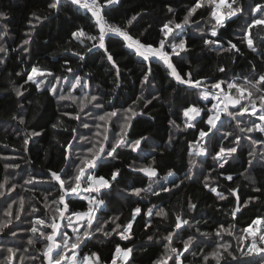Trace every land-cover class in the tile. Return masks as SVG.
Instances as JSON below:
<instances>
[{
    "label": "snow or ice",
    "instance_id": "6c2138e0",
    "mask_svg": "<svg viewBox=\"0 0 264 264\" xmlns=\"http://www.w3.org/2000/svg\"><path fill=\"white\" fill-rule=\"evenodd\" d=\"M119 4L120 0H68L67 4L75 13H79L81 10L90 13L88 18L92 21L91 26L96 30L93 34L86 32L82 26H74V30L70 31L69 42L75 40L83 47V53L75 52L74 55L78 57L79 61H84L87 54L94 50L98 52L103 50L104 60L114 70L111 91L100 94L90 91L87 83L90 74L85 73L82 76L79 69L74 70L70 66L65 68V72L71 76H57L51 70L39 66H30V69L24 70L26 76L24 85L30 82L40 92H48L58 103L71 101L76 105L79 102L78 111L61 113V116H69L78 124L77 127L70 130V141L61 145L64 149L65 166L68 171H65L64 168L59 171L49 169L47 180L38 179L35 175H29L25 179L21 175L23 185L35 186L38 183L54 182L52 188L49 189V194L43 197L47 201L51 196V204L55 205L50 217L45 213L35 215L40 212L35 204H31L30 210H26L23 196L18 192L15 197L12 196L16 185H9L7 176H5L4 182L0 183V189H4L8 185L7 191L0 190V199H2L6 217L3 222H0V264H23L25 256L20 255V253H28L29 249L17 241L23 239L22 234L29 232L33 236H37L43 244L42 249H36L39 252L38 256L30 255L34 264L36 261L39 264H135L134 248L127 244L122 246L120 242H115L112 253L107 259L103 258L99 252L86 251V249L96 233H102L104 237L116 235L120 241H131L133 225L137 222L138 216L141 219H144L145 216L148 218L155 216L165 220L168 217V212L165 211L164 207H158V210L154 212L152 207L142 210L137 204L132 209L126 224L116 223L119 217H115L112 221L114 227L110 230H106L105 227L108 221L93 226L97 219L96 212L105 205L103 196L111 195L115 186L122 180L121 167L117 166L116 162L120 160L125 150L140 153L136 157L137 160L144 159V149L150 144V138L147 136L142 134L138 138L130 136V133L134 131L133 121L138 116L146 115L143 111H137L136 106L143 101V107L147 108L153 100L159 99L155 95H152L150 99H145L143 96L144 87H150V78H154L150 61L162 63L167 76L177 84L197 90L199 97L197 100H186L177 109L182 114L183 128L181 129V126L175 121H170V123L177 130L186 132L189 129H194L198 135L194 137L192 143L186 144V148H191V151L187 152V155L191 157L188 161L191 167L187 169V172L183 176H177L169 171L164 177L165 181L171 178V186L160 184L159 192L153 190L152 178L158 176L156 160L153 158L150 163L144 166L127 165L130 171L143 173L148 177L149 184L147 188L129 186L121 191V196H124L125 192H130L131 195L140 197L142 200V193H151L155 196H159L160 193L174 194L176 190L181 189L186 181H194L193 169L197 166V157L207 158L210 156L213 160V171L223 170L218 174L226 181H233V176L228 174L227 169L232 167L238 159V152L243 151L244 144L242 141L250 144L247 161L249 168L254 167V163L264 161V151H260L257 155L258 149H264V71L256 73L255 65H250L252 72L255 73L254 84L245 76L224 80L217 78L216 81L205 86L207 78L193 77L191 69L184 71L177 66L178 61L187 58L186 55L181 56V53L188 51L185 28L193 24L198 26L205 47L211 46L212 50L218 53L226 52L241 55V49L237 43L228 40L225 42L228 46L224 47V43L218 37L220 35L219 30L226 28L229 22L243 20V26L234 35L238 37L239 43L245 44L253 53L264 57V41L257 43L259 32L264 31V0H253L247 8L239 0H190L182 20L177 22L174 19H169L163 23L159 38L154 41H147L146 39L142 41L139 36L128 31V28L142 15L140 12L132 15L123 25L112 23L107 19L111 9ZM64 7V0H49L47 5L52 14H59ZM167 10L169 13L175 11L170 5ZM199 11L207 12L208 19L205 24L208 28L207 32L203 28H199V20L192 19ZM47 19V16L41 17L33 14V17L28 21V30L24 34L25 38L20 45V51H29V48L25 46L31 45L38 23ZM0 21L5 22L0 27V40H2L7 35L8 16L6 12H0ZM140 35L143 36V32ZM111 36L120 38L122 46L139 57V62L143 65L140 81L141 95L137 97L134 105L123 109H118L112 102L119 98L116 93L122 88V84L120 82V66L106 45V38ZM7 51L6 47L0 45V53ZM174 57L178 59L174 60ZM232 63H235V59L232 60ZM218 71L225 73L226 69L219 67ZM65 84L70 89L66 95L63 94L62 86L57 87ZM24 85L16 89L17 97L24 95V92L27 91ZM248 85L256 89L255 98H253V91ZM78 88L80 94L73 95V92ZM233 91L238 95H233ZM173 95L178 96L175 89H173ZM257 100H259V107H257ZM222 117L234 122L237 131H226L220 141L228 140L227 146L218 142L212 152H209V146L215 140L216 133L220 131V128L225 127ZM13 118L17 119V117ZM18 119L19 124L25 123L23 116ZM245 119L249 121L248 125L241 126ZM58 126L63 127L62 120H58L56 124L52 125L53 128ZM78 128L89 130L92 132V137L78 132ZM65 130L67 131V129ZM40 135L42 133L37 131L30 134L26 133L23 139L25 150H27V145L32 137ZM171 143L170 137L169 144ZM76 147L82 148L83 154L75 152ZM74 156L75 158H73ZM105 166H111L109 172L107 175H100L99 170ZM4 168L5 170L20 169V164L16 162L5 163ZM201 175L205 177L202 181L203 187L215 193L219 200L223 201L227 200L229 196L233 197V208L228 213L232 221H236L237 214H242L249 204L264 196V191L261 188H254V192L260 193L259 196H249L246 200H241L238 188L218 191L216 186L207 182L206 174L201 173ZM252 182L255 183L254 180ZM52 189H54V194ZM225 192L228 195H225ZM73 196L87 201L86 210L77 211L70 207L73 203L71 199ZM14 205H16V211H13ZM44 207L47 209L51 205L45 204ZM196 208L197 204L189 199L187 202L189 212ZM225 224H229V227H225ZM192 226L188 215L178 212L174 216L172 224L165 228L167 235L162 236L156 242L162 250L152 259L151 264H184L188 256L196 257L197 255L200 264H264V213L251 218L241 229V235L237 237L240 243L235 248L225 240V236L234 235L231 231L230 222L225 221L218 224L215 230L216 240L209 244L211 251L207 253L201 247L204 241L197 243L196 235H187L184 238ZM144 227L146 229L151 227V219L146 221ZM196 231L199 233V229ZM199 235L207 237L208 234L199 233ZM148 240L152 241L153 237L149 236ZM175 240H182L179 247L175 246ZM35 242L32 237L26 240V244L29 246H34ZM9 244L12 246L9 247ZM257 257H259L258 260Z\"/></svg>",
    "mask_w": 264,
    "mask_h": 264
},
{
    "label": "trees",
    "instance_id": "16d2710c",
    "mask_svg": "<svg viewBox=\"0 0 264 264\" xmlns=\"http://www.w3.org/2000/svg\"><path fill=\"white\" fill-rule=\"evenodd\" d=\"M245 8L253 0H239ZM49 0H0V12H6L7 35L0 40V45L6 47V53H0V183L4 182L5 176L8 178L9 185L15 184V192L20 193L25 200V209L30 210V205L35 204L40 212L35 215L45 213L47 216L52 215L55 205L51 204L52 197L45 201L43 197L49 194V189L52 188L51 183H38L35 186L23 185L21 175L26 179L29 175H35L39 178L47 180V172L49 169L59 171L65 166L64 149L61 145H65L70 141V130L77 127L78 122L71 119L69 116H61L63 112L78 111V103L74 105L71 101L57 102L51 97L48 92H40L30 82L24 85L26 76L25 69H30V66H39L51 70L57 76L71 74L65 72L66 67H72L74 70L79 69L80 74H90L87 79L89 90L97 94L107 93L113 87L114 70L111 65L104 60L103 50L93 51L85 56L84 61H79L74 55L75 52L83 53V47L75 40H70V31L74 30L75 25L85 28L86 32L95 33V29L91 26L92 21L89 20L90 13L81 10L75 13L72 8L67 6L68 0H64L65 7L59 14H52L47 5ZM190 0H120V4L111 9L107 19L116 24L123 25L132 15L140 12L142 15L133 23L128 31L135 36H139L142 41H154L159 38L160 28L163 23L169 19H174L180 22L186 14L185 9L189 6ZM171 6L174 13L168 12V6ZM41 17L47 16L48 19L42 23H38L35 29V34L28 52L20 51V45L25 38L24 34L28 30V21L33 17V14ZM199 20V28H203L205 32L208 28L205 26L208 19L206 11H199L192 18ZM235 20V18H233ZM5 22L0 21V27ZM34 23H36L34 21ZM243 26V20H235L229 22L226 28L219 30L218 39L227 47L228 40L237 43L241 49V55H234L226 52H217L212 50L211 46L205 47L203 40L200 37L198 26L193 24L185 28L188 40L187 53H181V56L186 55V59L178 61V68L184 71L191 69L193 77L207 78L205 86L217 80V78L235 79L248 77L252 83H255V73L252 72V64L256 67V73L264 71V57L257 53H253L246 47L245 44L238 42V37L234 35L239 28ZM146 29V31H145ZM178 31V30H177ZM143 32V36L140 34ZM175 35V33H173ZM264 41V31L259 32L257 43ZM108 50L113 54L114 59L120 66L121 76L120 82L122 88L117 90L118 99L113 100V104L118 109L127 108L135 104L137 97L141 95V78L143 65L139 62L140 58L134 55L126 47L122 46L120 38L111 36L106 38ZM177 60L178 58H173ZM235 59V63L232 60ZM154 73V78L151 79V86H145L143 96L145 99H150L152 95L159 97L158 100H153L148 104L147 108L143 107V101L136 106L137 111L146 113L144 116H138L133 121L134 131L130 133L133 138H138L139 135H144L150 138V144L145 147L143 156L144 159L137 160L136 157L140 153H133L131 150H125L121 155L120 160L116 162L117 166L121 167L122 180L115 186L111 195L103 196L105 205L101 206L96 212L97 223L104 224L106 230L114 227L112 221L115 217H119L116 223L124 225L130 218L132 209L139 204L142 210L152 207L155 212L158 207H164L168 212L167 219L161 217L144 219L137 217V222L133 225V235L131 241H120L119 237L113 235L104 237L102 233H96L95 237L88 243L86 251L99 252L100 255L107 259L114 247L115 242H120L123 246L127 244L134 248L135 264H151L152 259L161 252V248L157 241L162 236L167 235L165 228L173 222L174 216L178 212H183L188 215L192 222V227L187 235H196L197 243L204 241L201 247L204 251L210 252L209 244L216 240L215 230L218 224L225 221L230 222L231 231L234 233L231 237L225 236V240L230 242L233 248L240 241L237 237L241 235V229L253 217L264 213V196H261L258 201L249 204L248 208L243 210V213L237 214L236 221H232L228 215L233 208V197L229 196L227 200H219L215 193L210 192L203 187L204 173L207 175V182L212 186H216L218 191H223L230 188H238L241 200H246L249 196H259L260 193L254 192V188H261L264 191V161L254 163V167L249 168L247 161L249 159L248 152L250 149L249 143L244 144L243 151L238 152V159L233 163V166L228 168V174L233 176V181H226L218 173L223 171L217 169L213 171V160L210 156L207 158L197 157V166L193 169L195 173L194 181H186L180 190H176L174 194L160 193L159 196L151 193H142L140 197L131 195L130 192H125L121 196V191H124L129 186L147 188L149 179L143 173H135L128 169V164L135 166H144L156 160V168L158 176L152 178V187L156 192L160 191V184L171 186V178L168 181L164 180L169 171H172L177 176H183L189 167L188 161L191 159L187 152L191 148H186V144L193 142L194 137L198 133L194 129L188 131L177 130L170 121H175L176 124L183 128L182 114L177 111L179 105L187 101L197 100L198 93L196 89L189 88L186 85H179L166 74V69L162 63L150 61ZM219 67L226 69L225 73L218 71ZM20 73V75H17ZM51 80V78H49ZM24 85L27 91L24 95L17 97L16 89ZM63 87V94H67L70 90L68 85H58ZM42 87H45L42 85ZM222 87H224L222 85ZM251 88V85H248ZM173 89L178 93V96L173 95ZM23 90V89H22ZM253 91V98L256 97V89ZM80 94L79 88L73 92V95ZM233 95H238L235 91ZM257 107H259V100ZM23 116L25 123L19 124V117ZM13 117H17L14 119ZM58 120H62L63 127L53 128ZM91 123V121L89 120ZM222 122L225 127L220 128L216 133V138L212 145L209 146V152L216 147L218 142H222L225 146L229 143L228 140L220 141V138L226 131H237L234 122L228 118L222 117ZM249 121L244 120L241 126H247ZM219 127V125H218ZM67 129V131L65 130ZM89 137H92V132L87 129H77ZM33 131L41 132L42 135L32 137L27 145V150L23 144L25 134ZM171 137L172 143L169 144ZM264 149H258L257 155ZM75 152L83 154V149L75 148ZM8 158V159H4ZM12 158H15L14 160ZM75 158V156L73 157ZM19 163L20 169L10 168L5 170V163ZM111 166H105L99 170L100 175H107ZM227 167V166H226ZM74 171V170H73ZM243 174V175H241ZM247 177V178H245ZM255 181L253 183L252 181ZM8 185L3 191H7ZM54 194V189H52ZM225 195H228L225 192ZM73 203L70 207L77 211H84L87 207V201L75 196L71 197ZM197 204L194 211L189 212L187 209L188 200ZM49 204L51 207L45 209L44 205ZM16 205L13 206V211H16ZM6 219L3 211V202L0 199V222ZM151 219V227H144L146 221ZM199 221V223H196ZM19 223V222H17ZM25 226H27L25 224ZM229 227V224H225ZM199 233H207V237H202ZM71 235V232H69ZM23 239L17 241L19 244H24L28 247L29 252H21L20 255L25 256L23 264H34L30 259V255L38 256L39 252L36 249H42L43 244L37 236H33L30 232L22 234ZM152 236L153 240L149 241L148 237ZM32 237L36 242L34 246L26 244V240ZM182 240H175V246L179 247ZM9 247L12 245L9 244ZM243 247V244H241ZM257 260L259 257L256 258ZM35 264H39L38 261ZM184 264H200L199 256H188Z\"/></svg>",
    "mask_w": 264,
    "mask_h": 264
}]
</instances>
